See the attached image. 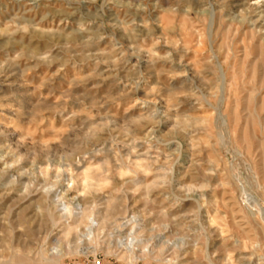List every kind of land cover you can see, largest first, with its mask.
Wrapping results in <instances>:
<instances>
[{"label": "rangeland", "instance_id": "obj_1", "mask_svg": "<svg viewBox=\"0 0 264 264\" xmlns=\"http://www.w3.org/2000/svg\"><path fill=\"white\" fill-rule=\"evenodd\" d=\"M0 264H264V0H0Z\"/></svg>", "mask_w": 264, "mask_h": 264}, {"label": "bare ground", "instance_id": "obj_2", "mask_svg": "<svg viewBox=\"0 0 264 264\" xmlns=\"http://www.w3.org/2000/svg\"><path fill=\"white\" fill-rule=\"evenodd\" d=\"M258 4V2H256ZM260 3V2H259ZM259 5V4H258ZM260 6V5H259ZM128 218V217H127ZM127 218H125L127 220ZM124 219V218H123ZM145 220V219H144ZM135 222V221H134ZM146 223V222H145ZM123 224V223H122ZM126 225L123 226L126 228H128V226H130V224H132L131 220H127V222L125 223ZM135 228L139 229L141 227V223L140 222H135ZM122 228V227H121ZM119 229V228H118ZM120 230V229H119ZM123 231V228L122 230ZM141 232V231H140ZM122 234V233H121ZM128 235H132L134 241H136V243H139L142 241V236L140 235V233H136V232H133V234L131 232H128Z\"/></svg>", "mask_w": 264, "mask_h": 264}]
</instances>
